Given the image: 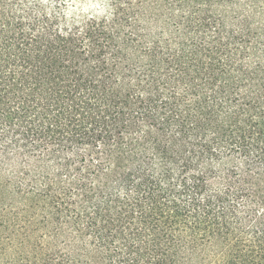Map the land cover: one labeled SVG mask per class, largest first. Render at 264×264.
I'll list each match as a JSON object with an SVG mask.
<instances>
[{
  "label": "trees",
  "instance_id": "obj_1",
  "mask_svg": "<svg viewBox=\"0 0 264 264\" xmlns=\"http://www.w3.org/2000/svg\"><path fill=\"white\" fill-rule=\"evenodd\" d=\"M0 264H264V0H0Z\"/></svg>",
  "mask_w": 264,
  "mask_h": 264
},
{
  "label": "clouds",
  "instance_id": "obj_2",
  "mask_svg": "<svg viewBox=\"0 0 264 264\" xmlns=\"http://www.w3.org/2000/svg\"><path fill=\"white\" fill-rule=\"evenodd\" d=\"M89 7H94V8H101V5H89Z\"/></svg>",
  "mask_w": 264,
  "mask_h": 264
}]
</instances>
